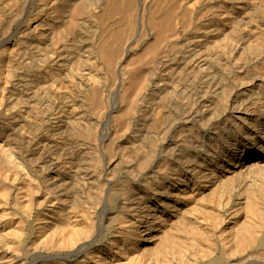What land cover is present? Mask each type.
<instances>
[{"label":"bare ground","instance_id":"1","mask_svg":"<svg viewBox=\"0 0 264 264\" xmlns=\"http://www.w3.org/2000/svg\"><path fill=\"white\" fill-rule=\"evenodd\" d=\"M37 163L61 225L121 202L127 226L81 264H264V0H0V191H36ZM120 168L139 188L115 189Z\"/></svg>","mask_w":264,"mask_h":264},{"label":"rangeland","instance_id":"2","mask_svg":"<svg viewBox=\"0 0 264 264\" xmlns=\"http://www.w3.org/2000/svg\"><path fill=\"white\" fill-rule=\"evenodd\" d=\"M142 1L135 0V3L140 6ZM100 23L101 34L97 42L99 50L114 27L106 13L102 16ZM138 27L139 25L134 29L128 43L134 45L136 39L140 37ZM110 77L111 82L114 81L118 77V71L113 70ZM103 104L102 114L111 111L115 106L113 97ZM53 119L54 117L47 115L42 117L38 110H35L31 116L30 133L33 136H40L41 139L45 137L52 143L48 146L49 153L55 152L53 143L65 145L63 137L56 134L50 127ZM160 159L159 156L151 169L154 172H162L160 179L166 180L170 177L168 171L165 168L162 169ZM48 164H35L37 176L40 179L43 178V182L36 191L27 192V188L21 183L18 175H12L7 181V189L0 191V264H49L54 261L81 264L96 255L97 251L117 240L116 232L120 226H127L119 218L121 202L115 198L110 200L104 198L98 201L89 214L83 211L84 208L79 203L80 207L77 206L74 212L69 214L70 220L67 224L61 225L58 214H51L53 203L56 201L53 200L52 203V198L46 190L45 171ZM126 170L120 168L113 176L109 174L110 177H107L118 192L120 184L129 191V189L133 190L132 188H139L138 184L141 183L139 178L128 176L125 173ZM23 171L29 174L27 168L24 167ZM55 250L62 252L63 260L51 255ZM254 255L255 252L251 248L244 256H238V260L241 263L245 260L252 263Z\"/></svg>","mask_w":264,"mask_h":264}]
</instances>
